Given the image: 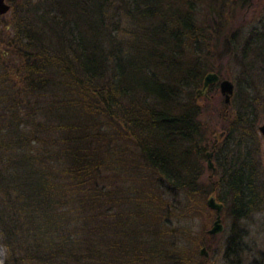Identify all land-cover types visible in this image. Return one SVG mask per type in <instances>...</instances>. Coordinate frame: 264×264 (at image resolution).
I'll list each match as a JSON object with an SVG mask.
<instances>
[{"label": "trees", "instance_id": "1", "mask_svg": "<svg viewBox=\"0 0 264 264\" xmlns=\"http://www.w3.org/2000/svg\"><path fill=\"white\" fill-rule=\"evenodd\" d=\"M7 2L0 264H199L181 251L191 229L173 222L208 195L229 218L226 262L240 264L243 222L264 209L258 111L246 86L227 104L217 84L195 90L206 72L222 78L239 44L229 15L249 0ZM252 45L264 61L254 30L241 59Z\"/></svg>", "mask_w": 264, "mask_h": 264}, {"label": "rangeland", "instance_id": "2", "mask_svg": "<svg viewBox=\"0 0 264 264\" xmlns=\"http://www.w3.org/2000/svg\"><path fill=\"white\" fill-rule=\"evenodd\" d=\"M245 6L241 8L237 7V9L235 6L231 11L232 13L229 15L233 28L235 27L237 29L236 32L239 38V44L233 51V54L227 58H221L219 65L223 72L222 78L232 82L233 89L239 86L243 87V89L245 86L250 88L246 93L248 100L251 99L252 105L258 111V125L264 121V113L262 111V105H264V71L261 70V68H264V61L262 58L256 56L258 49L255 45L250 46L251 49L245 53L246 56L244 59H241L240 51L241 43L250 31L264 32V0H249ZM198 9L203 10V7L200 6ZM8 17H10L9 11L4 18ZM218 95H220V93L217 87L215 97L217 98ZM221 99L223 100L222 96ZM257 136L260 144V169H262V174L264 175V141L258 132ZM210 172L211 171L206 167V174L204 177L209 178V176H211ZM220 217L223 230L211 237L209 234L201 232V230H207L211 226L214 218V212L206 206L201 209L198 215L189 219L190 221L186 220L187 218H183L184 220L180 219L178 222L172 221L176 226H188L192 231L190 236L195 240H186L182 242L183 249L181 251L186 252L191 258H194L193 256L206 258L205 261L199 264H228L223 255V250L224 240L229 232V218L226 216L225 212L220 214ZM243 223L246 233L240 240L244 248V252L238 255L241 260L240 264H257L253 260H259L260 257V264H264V209L260 212L253 213ZM201 242L203 245H201ZM202 246L206 250V256L198 253L199 248ZM257 252H261V256H259ZM2 260L3 249L0 246V263Z\"/></svg>", "mask_w": 264, "mask_h": 264}, {"label": "water", "instance_id": "3", "mask_svg": "<svg viewBox=\"0 0 264 264\" xmlns=\"http://www.w3.org/2000/svg\"><path fill=\"white\" fill-rule=\"evenodd\" d=\"M10 9V5L7 0H0V15L6 14ZM210 84H217L218 91L220 95L223 97V102L228 103L230 96L233 92V84L228 79L220 78L219 75L215 72L209 71L206 72L201 81L200 88L195 90L196 96L205 95L206 89ZM257 132L259 133L260 137L264 141V121L257 125ZM218 137L223 135V132H219ZM212 155V151L205 152L206 157V167L212 172H214L215 168L213 162L211 161L210 157ZM205 206L214 212V218L211 223V226L206 230V233L209 235H215L220 233L223 230V225L221 223L220 213L222 211L223 205L222 203L218 202L214 195H208L205 199ZM198 253L200 255L206 256V250L202 246L199 248Z\"/></svg>", "mask_w": 264, "mask_h": 264}, {"label": "flooded vegetation", "instance_id": "4", "mask_svg": "<svg viewBox=\"0 0 264 264\" xmlns=\"http://www.w3.org/2000/svg\"><path fill=\"white\" fill-rule=\"evenodd\" d=\"M246 7V6H245ZM246 9V8H245ZM261 32V31H260ZM261 33H264V32H261Z\"/></svg>", "mask_w": 264, "mask_h": 264}]
</instances>
